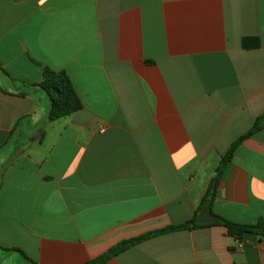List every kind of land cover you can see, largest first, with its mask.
<instances>
[{
  "label": "crops",
  "instance_id": "obj_1",
  "mask_svg": "<svg viewBox=\"0 0 264 264\" xmlns=\"http://www.w3.org/2000/svg\"><path fill=\"white\" fill-rule=\"evenodd\" d=\"M46 68L81 110L48 121ZM263 115L264 0H0V264H87L207 222ZM212 211L264 219V128ZM106 264H264V236L192 227Z\"/></svg>",
  "mask_w": 264,
  "mask_h": 264
},
{
  "label": "trees",
  "instance_id": "obj_2",
  "mask_svg": "<svg viewBox=\"0 0 264 264\" xmlns=\"http://www.w3.org/2000/svg\"><path fill=\"white\" fill-rule=\"evenodd\" d=\"M242 48L245 50L254 49L260 47V40L258 37H244L241 41ZM43 90L50 103V111L48 115V121L54 122L64 117L70 116L77 111L82 109V102L80 97L76 93V90L70 80L69 76L65 71H54L50 68H46L44 72L43 81L37 85ZM25 96L26 93H22ZM264 128V115L259 117L254 126L246 133L241 136L236 142H234L230 150L223 156L221 163L217 169L216 176L210 182L206 194L204 195L202 202L198 208V213L205 212L209 219L207 222L197 223L195 219L189 221L180 226L169 227L154 232L147 233L137 238L122 241L117 245L109 249L103 256L87 264H106L110 259L114 258L124 250L135 246L143 241L153 238L157 235L164 234L167 232L185 230L193 228H204L212 226H223L227 229L228 235L231 237H237L242 239L245 234L254 233L264 236V219L259 220L255 225L239 224L226 220L225 218L215 214L212 211V203L217 195V188L220 179L224 175L226 167L231 164L232 158L235 154L236 149L242 142L251 137L256 132ZM4 146L0 147L4 148ZM192 226V227H191ZM12 251H18V249H11ZM25 256V255H24Z\"/></svg>",
  "mask_w": 264,
  "mask_h": 264
},
{
  "label": "water",
  "instance_id": "obj_3",
  "mask_svg": "<svg viewBox=\"0 0 264 264\" xmlns=\"http://www.w3.org/2000/svg\"><path fill=\"white\" fill-rule=\"evenodd\" d=\"M20 151H18L16 154H18Z\"/></svg>",
  "mask_w": 264,
  "mask_h": 264
}]
</instances>
